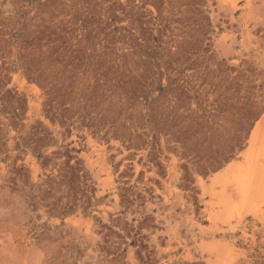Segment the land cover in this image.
Instances as JSON below:
<instances>
[{"label": "rangeland", "instance_id": "rangeland-1", "mask_svg": "<svg viewBox=\"0 0 264 264\" xmlns=\"http://www.w3.org/2000/svg\"><path fill=\"white\" fill-rule=\"evenodd\" d=\"M0 264H264V0H0Z\"/></svg>", "mask_w": 264, "mask_h": 264}, {"label": "bare ground", "instance_id": "bare-ground-1", "mask_svg": "<svg viewBox=\"0 0 264 264\" xmlns=\"http://www.w3.org/2000/svg\"><path fill=\"white\" fill-rule=\"evenodd\" d=\"M235 166V164L234 165H232V167L231 168H233Z\"/></svg>", "mask_w": 264, "mask_h": 264}]
</instances>
